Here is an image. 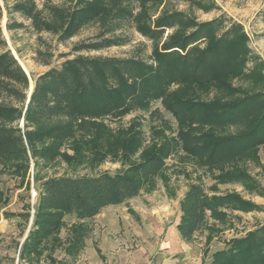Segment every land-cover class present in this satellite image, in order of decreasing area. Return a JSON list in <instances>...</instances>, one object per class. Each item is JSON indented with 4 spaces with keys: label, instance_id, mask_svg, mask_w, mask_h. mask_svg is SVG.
Wrapping results in <instances>:
<instances>
[{
    "label": "trees",
    "instance_id": "trees-1",
    "mask_svg": "<svg viewBox=\"0 0 264 264\" xmlns=\"http://www.w3.org/2000/svg\"><path fill=\"white\" fill-rule=\"evenodd\" d=\"M177 3L205 14L219 9L215 0H41V6L37 0H14L6 8L10 18L20 15L34 31L49 34L59 43L96 23L97 35L78 43L73 48L76 53L126 46L131 42L129 29L149 41L152 51L148 59L78 55L39 75L30 93V78L8 50L0 28V205L7 202L2 177L25 178L29 156H59L60 142L70 138L80 123L121 119L149 111L161 102L182 127L178 140L148 152L142 161L118 174L43 180L23 253L41 256L49 240L59 233L65 216L90 219L106 207L139 195L179 148L202 167L214 170L252 159L264 145V60L251 48L243 24L224 13L200 21L179 10ZM2 17L0 5V20ZM22 28V23L8 26V30ZM38 55L42 60L43 52ZM234 78L248 82L250 88L231 89ZM211 85L232 96L210 102L190 96L194 86ZM22 120L24 129L19 127ZM49 139L57 143L38 148ZM218 179L253 187L244 172ZM220 207L255 209L236 195L209 196L202 186L192 185L181 204L177 228L182 239L191 241L206 226L209 211L223 221ZM85 237L86 231L73 228L66 252L80 254ZM208 264H264V223L230 240L213 253Z\"/></svg>",
    "mask_w": 264,
    "mask_h": 264
},
{
    "label": "rangeland",
    "instance_id": "rangeland-1",
    "mask_svg": "<svg viewBox=\"0 0 264 264\" xmlns=\"http://www.w3.org/2000/svg\"><path fill=\"white\" fill-rule=\"evenodd\" d=\"M58 2V0H55ZM218 10L205 14L191 11L184 3L176 7L191 13L200 21H209L226 14L243 24L250 36L251 48L264 60V0H215ZM14 0H0L3 17L0 28L7 48L19 61L31 85L41 74L78 55L148 59L152 44L129 29L130 44L102 51L76 53L73 48L98 33L96 23L85 27L79 35L65 43L46 33H37L30 22L16 14L9 17L6 8ZM41 6V0H37ZM24 28L8 30L9 24ZM43 59H39V52ZM52 56V57H51ZM44 60L48 61L44 63ZM230 88L247 90L251 84L242 79L230 80ZM190 96L210 102L227 101L231 93L221 92L214 85L194 86ZM238 96V94H236ZM24 129V121L19 122ZM182 127L161 102L149 111H137L121 119H104L80 123L70 138L60 142L59 156L54 159L29 156L25 178L6 174L1 188L7 202L0 205V264H203L210 263L213 253L225 248L236 238L245 236L264 223V145L252 159L209 170L199 161L177 149L165 160V168L139 195L126 202L104 208L97 216L80 220L65 216L63 226L41 256L23 253L38 206L43 180L53 177L97 176L118 174L140 162L148 152L178 140ZM203 131H210L203 128ZM57 143L46 140L38 148ZM244 172L253 187L242 183H223L219 176ZM192 185H200L209 196L236 195L255 206L251 211L238 207H220L223 221L207 213L206 226L191 241L182 239L178 224L181 204ZM73 228L86 231L84 248L78 255L66 252ZM56 241L61 245L55 244Z\"/></svg>",
    "mask_w": 264,
    "mask_h": 264
},
{
    "label": "water",
    "instance_id": "water-1",
    "mask_svg": "<svg viewBox=\"0 0 264 264\" xmlns=\"http://www.w3.org/2000/svg\"><path fill=\"white\" fill-rule=\"evenodd\" d=\"M33 88H34V84L30 87V93H32Z\"/></svg>",
    "mask_w": 264,
    "mask_h": 264
}]
</instances>
